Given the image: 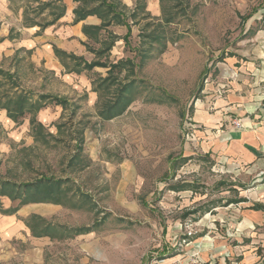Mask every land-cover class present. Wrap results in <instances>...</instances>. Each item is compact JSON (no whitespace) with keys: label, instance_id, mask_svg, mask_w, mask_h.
Returning <instances> with one entry per match:
<instances>
[{"label":"rangeland","instance_id":"1","mask_svg":"<svg viewBox=\"0 0 264 264\" xmlns=\"http://www.w3.org/2000/svg\"><path fill=\"white\" fill-rule=\"evenodd\" d=\"M122 1L129 8L137 3L138 12L128 35L115 29L125 36L108 59L132 60L114 74L133 80L134 99L106 120L98 115L89 79L106 76V69L66 75L43 60L30 63L24 53L16 67L14 48L31 36L21 19L28 0H0V37L11 27L21 31L0 44V67H16L29 91L65 95L79 106L71 118L53 104L37 113L53 135L45 144L33 140L28 115L20 124L0 116V179L25 181L39 173L68 178L65 204H31L23 212L93 228L67 238L0 231V264H264V221L245 225L247 207L264 202L262 173L253 176L206 151L198 131L210 130L195 115L214 113L216 97L264 92V0ZM169 13L173 21L159 26ZM229 56L239 63L225 64ZM241 59L247 62L242 69L235 67ZM230 105L227 124L241 128V103ZM257 178L260 186L253 183ZM181 184L193 187L174 189ZM240 197L246 202L228 203Z\"/></svg>","mask_w":264,"mask_h":264},{"label":"trees","instance_id":"2","mask_svg":"<svg viewBox=\"0 0 264 264\" xmlns=\"http://www.w3.org/2000/svg\"><path fill=\"white\" fill-rule=\"evenodd\" d=\"M73 1L77 3L72 10L74 13V23L84 20L89 15H96L100 19V23L97 25L83 24L81 27V31L87 41L98 44L97 48H93L89 42L81 41L90 52L94 53L95 59L88 62L82 56L66 52L55 45L53 46V52L66 72L81 73L84 70L89 71L95 66L106 68V76L98 75L97 78L92 80V90L97 93L98 97V101L96 102L98 115L102 119H111L123 113L133 101L134 82L133 80H119L117 75L114 74L132 66L133 62L130 58H120L115 62H110L107 59L108 52L113 47L115 41L120 38L109 27L112 25H126V35H128L131 30V23L136 18L139 5L136 3L130 9L122 0ZM32 2L35 4L34 6L31 5ZM159 2L161 4L162 0H159ZM140 7L144 9V5ZM28 8L33 11V14L28 12ZM65 9L66 5L63 0H28L23 8V25L28 27L36 25L39 27V30H42L62 17ZM172 21L173 15L169 13L161 18V22L158 25L161 26ZM12 31L13 29H10L7 36L8 39L14 38ZM147 37L151 41H160L161 38L159 34H149ZM2 39L0 38V42ZM21 51L27 55L31 53L29 49H16L12 59L17 63L23 59V57L19 56ZM102 57H104V60H101ZM50 104L59 105L63 111L68 110L69 118L75 114L78 108L77 105H72L64 96L44 92L35 93L21 87L16 68L11 71L10 69L0 67V109H5L7 117L16 123L21 122L26 115H29L31 135L34 141L42 144L47 143L48 137H53V135L48 131L46 132L44 125L37 119L36 115L40 109ZM24 149H31V147H25ZM68 164H71L70 160ZM66 181H68V178H54L42 173H39L38 176L30 177V179L25 181H14L9 178L0 179V212L4 214L14 213L20 206L30 202L65 204L66 199L68 198L69 200L70 198L67 195V191H69L68 186H62ZM187 187L193 186L181 184L180 186H175L174 189L182 190ZM81 195H83V192H81ZM2 196H6L12 201L18 200V202L14 206L3 208L1 203ZM240 201H245V198L231 199L228 203ZM249 208L264 212V203L254 202ZM24 223L29 228L31 234L36 237L67 238L93 230L92 226L71 228L53 224L36 213H32L25 218Z\"/></svg>","mask_w":264,"mask_h":264},{"label":"crops","instance_id":"3","mask_svg":"<svg viewBox=\"0 0 264 264\" xmlns=\"http://www.w3.org/2000/svg\"><path fill=\"white\" fill-rule=\"evenodd\" d=\"M63 2L66 5L64 15L60 17L55 23L48 25L42 30H39V27L36 25L29 27L24 26L22 22L23 29L25 31H29L31 33V36H28L24 39H20L23 41L19 42L18 44L19 46L18 47L16 46L14 48V52L18 48L29 49L31 50L30 55H27L26 53L21 51L19 56L23 57V59L25 58V56H27L30 63L43 60L44 65H47V68L52 71H58L60 73L62 70L66 75L69 74L79 75L83 73L85 70L82 71L81 73L66 72L63 65L55 56L53 52V46L55 45L56 47L66 52H72L75 55L82 56L86 61L90 62L91 60L95 59V55L94 53L90 52L81 41L89 42L91 47H93L91 45V43L93 42L87 41L86 37L83 35L81 31V27L83 24L97 25L100 23V19L96 15H89L84 20L74 23L73 22L74 13L72 10L77 5V3L73 0H63ZM150 9L153 12H156L157 4L155 1L151 2ZM21 19H22V14H21ZM117 27L119 28L120 33H125V34L127 33L126 25H112L109 28L113 31V33H115V29ZM10 29H13L12 33L14 31L16 32V34L13 35L14 38L12 39L7 38ZM18 36H21V31L19 29L15 30L14 28L11 27L9 28L7 35L0 37L3 38L0 44L8 45L5 43H10L11 41L15 40L16 37ZM122 37L123 36H120L119 39H124V37L123 38ZM97 47H93V48H97ZM109 52H108V56H109ZM21 53H24L25 56ZM232 58L233 57L231 56L227 57L225 60V64L239 63L236 57H234V59ZM101 60H104V57H102ZM108 61L115 62L109 59ZM241 61H242V65L236 64L235 67L241 69L244 68V65L247 62L243 61L242 59ZM19 62L18 63L16 62L17 63L16 67L19 64ZM99 68L106 69L105 67L95 66L89 71ZM13 69L14 68H12V70ZM99 75L102 76L101 74ZM68 77L70 79L72 78L71 76ZM89 79L91 83V92H95L92 90V80L94 78L90 77ZM58 96H64L67 98V96L65 95H58ZM227 98L228 100L222 97H216L215 101L213 102L214 107L216 108L214 113L209 114L207 112L204 113L197 111V113L195 114L197 121H200L199 123L203 124L204 127H207L210 130L207 132L206 130L208 129L204 128L205 129L204 131L208 133L207 135H205L204 132L201 130L198 131V136L204 137L203 147L206 149V151L211 150V151L219 152L221 156L224 157L226 160L232 161L235 164H240L242 167L244 166L247 171H255L253 176H257L259 173L260 174L262 173V178H264V92L262 94L259 93L256 96H254L253 94L247 96L243 94L237 95V93H233V94H229ZM233 102H236L238 104L241 103L240 112L242 113V116L240 117V119L242 121V127L238 129H233L229 124H227V121L230 120L229 118L230 115L227 113L228 111H230L231 113L233 112L230 105V103ZM42 109H40L38 112H40ZM4 114L6 119L11 120L9 117H7L5 109H0V116L4 117ZM28 122H29V115H28ZM20 123L21 122L16 124H20ZM213 127L218 128V131L216 133L215 131L211 132V129ZM260 178L254 179L253 183H256L255 185L260 186L261 185L260 183L264 181V179L263 181H261ZM246 200L247 199H245V201H240V202H246ZM15 201L16 203L18 202V200ZM13 202L14 201L10 200L8 197L2 196L1 203L3 208H9L11 206L16 205V204H12ZM257 202H262V201H257ZM37 203H52V202H30L20 206L14 213L4 214L0 212V231L5 234L15 233L20 230L25 231V229L30 231L29 228L24 223V219L27 218L30 214H24L23 211L26 206ZM52 204H57V203H52ZM247 210L248 212L246 216L248 219H245L246 220L245 225L247 223L258 224L261 223V221H264V212L262 210H254L249 208V206L247 207ZM80 234H84V233H80Z\"/></svg>","mask_w":264,"mask_h":264},{"label":"built area","instance_id":"4","mask_svg":"<svg viewBox=\"0 0 264 264\" xmlns=\"http://www.w3.org/2000/svg\"><path fill=\"white\" fill-rule=\"evenodd\" d=\"M234 125H235L236 127H239V126L241 125V123H240L239 120H236V121H234Z\"/></svg>","mask_w":264,"mask_h":264}]
</instances>
